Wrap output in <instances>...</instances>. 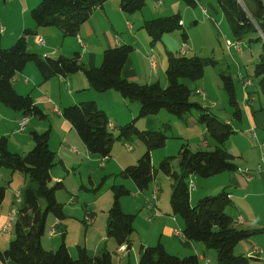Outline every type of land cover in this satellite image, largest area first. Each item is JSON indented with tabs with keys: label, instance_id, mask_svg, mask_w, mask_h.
<instances>
[{
	"label": "crops",
	"instance_id": "1",
	"mask_svg": "<svg viewBox=\"0 0 264 264\" xmlns=\"http://www.w3.org/2000/svg\"><path fill=\"white\" fill-rule=\"evenodd\" d=\"M195 1L196 4L191 6L193 10H189V6L183 0H151V2H147V5L141 11L127 14L122 11L120 0H107L102 6L97 7L93 11L90 18L81 25L76 36L64 35L58 27L37 26L32 17L29 16L31 8L36 6L37 2H21L22 4L28 5L24 9V12L22 11L24 13L23 16L19 17L11 10L8 17L0 14V46L8 47L15 42L25 28H31L36 33L28 38L29 51L41 56L54 58L60 55L72 56L74 53L79 52L81 60L86 65L100 66L103 62L104 51L107 48L130 44L134 49L122 69L123 77L139 83H152L156 81L162 83V80L166 81L164 75L166 71L164 70L168 63V55L179 52L178 44L180 39L175 33H166L164 35V42H160V44L158 42L152 43L151 37L146 29H144L143 24L146 20L159 16L177 12L181 15V6L185 5L184 16L182 15V24L184 27L188 22L189 16L190 18H194L193 22L189 24L191 27H198L201 22L208 23L213 31L220 30L224 36L228 37H226L222 44L224 49L229 50L233 58H235V55H239L240 58L245 57L241 48L240 50L235 46L228 48L226 44V40L232 37L229 36L230 29L225 24L226 18L222 8L218 2H215L217 0H205V5L200 0ZM200 7L201 9H199ZM202 15L204 21H202ZM2 26L5 27L4 31L1 30ZM185 30L188 34L187 41H183L187 43L186 55H199L197 52L200 50H205V48L209 49V46H213L212 48H214L216 40L214 38V41H209L208 36L211 35L209 32L206 33L208 37L206 43L199 45L196 38L188 33V29ZM213 33L215 35V32ZM37 37H41L44 43H39ZM79 37L84 40V46L81 45ZM252 37L254 38L256 36L252 35ZM250 41L260 45L262 44V48L252 51V58L248 59L250 62L253 60L257 61L260 53L264 50V39L262 37V41ZM199 42H204V40ZM230 42L234 43L233 41ZM190 51L195 52V54L190 55ZM151 53L156 55L155 69L152 68L149 61L148 56ZM161 69L162 74L160 72ZM238 74L235 79H239V86H236L238 84L237 82L235 86L236 90L239 87L236 98L241 109L240 119L234 118L233 108L230 104V107H226L225 109V117H221L215 113L221 120L230 123L234 129V133L230 136L226 147L230 153L235 155L238 169L236 171H225L212 175L209 178L207 177L209 180H198L201 188L204 186L207 188L201 191L199 186L196 185L195 197L198 200L203 196L216 194L224 188L228 190L234 202V207L232 208L234 218L237 219L238 216H242L243 221L238 224L239 227L243 226L242 228L262 230L253 234L255 237L251 238L252 243L248 248L244 249L237 244L234 251L236 254L254 256L261 263L264 261V170L258 169L261 160L258 144L264 141V98L261 96V90L257 91V89H253L254 81L250 75L242 73L241 65L238 66ZM247 81H249V84H246ZM13 82L16 91L22 95H30L35 104L47 114V118L40 119L36 116H25L22 111L15 110L0 102V138L2 136L7 137L8 146L11 151L26 154L33 147L31 131L37 130L42 132L50 129V147L56 152L58 160L57 164L51 170L52 182L63 181L64 188L69 193V198L63 199L60 196V192H57V198L64 204V211L69 212L70 215H74L75 221H72V224L74 223L78 228L84 230L83 237L77 239L75 243L70 242V223L67 221L64 224L67 216L63 221H59L53 217L50 220V227L54 224L58 227L55 229L57 233L60 232L61 239H52L49 242L42 238V245L45 249L59 247L64 242L73 257H77V247L82 245L91 252H98L104 249L111 253L113 252L112 257L115 264H137L139 262L141 246L155 245L160 242L172 254L179 256L195 254L198 256L201 264H217V254L204 243L192 241L186 237L179 238L174 234L175 229H184V222L182 218L175 215L172 211L170 198L173 183H171L170 193L165 194L164 190L158 186L159 172L156 167H154V180L149 184L148 188L142 191L138 189L132 179L120 176V172L126 166L134 164L135 160H138L145 153L147 148L142 141L138 142V149L132 147L131 152H129L130 154L124 155L122 152H114L112 149L111 155L103 161V157L93 154L88 150L72 123L65 119L62 114L63 109L67 106L78 104L82 101H95L101 109L106 111L110 119L111 130H113L118 129L119 126L137 117L140 109L139 104H137L138 102H132L124 98L116 90H108L105 92L94 90L90 87L82 71L67 76L58 75L44 80L34 63H28L14 77ZM184 82L192 89V93L195 90L202 98L200 101L197 98L191 100L205 107H209L214 112L217 106V99L209 90L206 81H198V84H195L197 82L191 80L186 82L185 79ZM198 90L205 91V96H202ZM160 113L161 111L158 115L161 116L162 114ZM195 115L191 114L192 119H197L196 123L200 125V130L205 134V126H201L203 124L198 119V113ZM25 117H27L28 122L22 129L20 127V121ZM165 118L169 120L170 116H166ZM142 119H137L140 128L149 127L151 129L152 126L150 127V124L156 121L157 118L149 116L146 118V122L140 123ZM134 140L135 138L132 141ZM215 143L205 138L200 146L207 149L210 146L215 147ZM167 156L173 155H170L166 151L162 159ZM95 166L102 169L103 184L107 182L110 184L109 188H106L105 193L109 191L113 192L112 186L116 184L124 185L130 190L129 195L132 198L123 196L120 199L123 211L136 215L134 221L135 231L132 235L133 242L130 249L126 245L120 246L113 237L108 236V218L106 217V222L105 220L101 221V214H97L92 209L93 207L90 208L85 203L87 199L84 197H88V192H91L90 188L95 190V187H88L89 185L85 184L82 169H87L88 180L92 185H95L96 179L93 175ZM77 169H79L78 179L76 176L70 179L69 175L71 173L76 175L75 171ZM244 169L252 172L253 177L251 179L247 178L246 173L243 171ZM77 180L80 183L81 189H77L78 183L74 186L71 185V183ZM30 184V178L22 172L5 167L0 169V185H6L7 187L5 198L0 207V249L2 250L8 247L10 240L13 238V234L7 236V233H3V227L11 221L13 214L17 216L19 210L24 207L25 192ZM82 189L87 193L83 198L80 196ZM154 190H157V198L152 200L151 203L154 204L152 208H148L146 201L147 198L151 197ZM98 192L99 190L95 193ZM96 195L98 196V194ZM164 195L168 199L165 198L164 200ZM113 198L114 192L112 199L110 198L108 200L107 207L103 208L105 214L106 211L108 213ZM190 201H192L191 198ZM88 202L91 204L93 200ZM106 208L108 209L106 210ZM86 210L90 211L91 215L94 216L91 217L92 221H88L86 217H89V212L87 213L85 217V221L88 223L87 225L84 224L85 221L80 220L85 215ZM89 229H91V232L96 231L93 234V239L88 236ZM84 237L85 243H83ZM94 240H97V243L90 245ZM137 242L140 244L139 248L135 247L136 244L139 245ZM238 247L240 248L238 249ZM114 254L120 256L118 262H116ZM206 259H209L207 263L205 261ZM0 264L16 263L0 260Z\"/></svg>",
	"mask_w": 264,
	"mask_h": 264
},
{
	"label": "trees",
	"instance_id": "2",
	"mask_svg": "<svg viewBox=\"0 0 264 264\" xmlns=\"http://www.w3.org/2000/svg\"><path fill=\"white\" fill-rule=\"evenodd\" d=\"M107 0H42L31 10V17L37 26L58 27L64 35L76 36L80 27ZM194 6L195 0H184ZM225 18L229 21L237 41L246 38L260 40L264 34L263 0H217ZM147 0H120L124 13L132 14L141 11ZM144 29L151 37L152 43L162 40L166 33L181 30L183 41L188 34L182 24L179 12L146 20ZM34 29L25 28L15 42L7 48L0 47V102L22 111L25 116L47 118V114L35 104L30 95L19 94L14 86V77L28 63H34L44 80L54 76L82 71L90 87L99 92L118 91L124 98L138 102L140 109L137 117L118 127L115 135L110 127L106 111L95 101H82L63 109V117L70 121L88 150L106 158L111 155L114 142L132 141L135 137L146 145L145 153L135 164L126 166L120 176L132 179L138 189L145 190L154 180L155 170L151 152L163 148L168 136L163 130L151 131L139 129L137 119L158 114L163 109L183 117L195 109L199 121L205 125L207 134L216 142L215 149L199 148L192 151L186 144L181 146L178 156H167L160 161V170L173 180L170 203L175 215L184 222L183 232L186 238L204 243L208 248L217 251V264H264L254 256L235 254V246L242 240L249 239L261 229L239 227L237 219L230 210L234 202L225 188L214 195L200 198L195 205L191 204L189 181L193 175L210 177L225 171H236V157L230 153L226 144L234 129L230 123L221 120L209 107L191 100L192 89L184 82L201 80L207 65H217L213 57L173 53L168 55L166 70L167 86L159 81L139 83L122 75L133 46L122 44L107 48L100 66H88L79 52L72 56L60 55L56 58L41 56L29 51L28 38L34 35ZM255 35L256 37H252ZM254 75L258 79L264 97V50L254 65ZM224 87L233 108L234 118L240 119L234 79L221 74ZM264 109V104H263ZM168 126V124H166ZM113 129V128H112ZM33 147L26 154L9 149L8 139L0 138V169L9 168L28 176L31 184L25 192V205L19 210L13 223V238L6 249H0L1 261H13L16 264H115L112 253L106 249L91 252L85 246L77 247V257H73L63 242L53 250L45 249L42 238L46 232L50 215L59 221L66 217L64 204L57 198V192L65 187L63 181L52 182L51 170L57 164L56 152L50 147V129L31 131ZM179 159V170L174 171L172 161ZM103 182L95 188L100 190ZM114 198L108 211L107 234L117 243L132 247V235L135 231V214L123 211L120 199L129 195L130 190L124 185H113ZM7 187L0 185V207L5 198ZM153 199L151 198V201ZM60 225V224H58ZM64 231L62 230V233ZM64 234V233H63ZM138 264H201L195 254L179 256L168 252L162 243L141 246Z\"/></svg>",
	"mask_w": 264,
	"mask_h": 264
},
{
	"label": "rangeland",
	"instance_id": "3",
	"mask_svg": "<svg viewBox=\"0 0 264 264\" xmlns=\"http://www.w3.org/2000/svg\"><path fill=\"white\" fill-rule=\"evenodd\" d=\"M41 1L42 0H0V14H2L3 16H7L8 17L9 16L8 14H9V12L11 10V11L15 12L20 17V16H23V14H24V13H22V11L24 12V9L28 6L26 4H22L21 2H37L36 5H38V3L41 2ZM200 1L204 2V5H205V0H200ZM147 2H151V0H148ZM183 2L185 3L184 0H183ZM215 2H217V1H215ZM188 6L190 8L189 10H193V7H191L190 5H188ZM199 9H201V7ZM31 10H32V8H31ZM31 10L29 12V16H31ZM180 11L182 13L181 16L182 15L184 16L185 5L181 6V10ZM13 17H15V16H13ZM193 20H194V18H190V16H189L188 22H187V24L185 25L184 28L188 29V33L192 34L196 38V40H197L199 45H201V43H206V40L208 39V37H209V41H214V38L216 40V44H215L214 48H212L213 46H209L210 47L209 49L205 48V50H200V51L197 50V51H199V52H197L199 54V56L213 57L218 62L217 65H215V66L207 65L205 67L204 76H203V78L201 80H199V82H203V80L206 81L209 90L211 91L213 96L217 99L216 100L217 106L214 109V113L219 114L221 117H225L226 116V110L225 109H226V107L228 108L230 106H229V96H228V93H227V91H226V89L224 87V84H223V81H222V78H221V74H226V75L232 76L233 79H234V84H236V82H237L238 84H236V86L237 85L239 86V79H235V77H237L239 75L238 74V66L241 65L242 66V73L245 74V75H250L251 78L253 79V81H254L253 89H257V91H259L260 90L259 89V82L257 81L258 79L254 75V64H255L256 60H253L252 62H250V60H248V59L252 58L251 57V52L252 51H256V49H261L262 48V44L260 45L258 43L252 42V41L249 40V38H246L243 41H237V40L235 41L236 38H235L234 33L232 31L231 25H230L229 21L227 19H225V24L230 29L229 30L230 31V35L229 36L232 37V38H229V41H233L234 42V43H232V46H235V44L237 42H239L240 48L242 49V52L245 54V57H243V58H240L239 55H235V58H233L231 53L229 52V50L228 49L227 50L224 49V46L222 44V42L225 41L227 36H224L220 30L213 31L212 27L208 23L206 24V23H202L201 22L198 27L189 26V24L191 22H193ZM202 21H204L203 15H202ZM207 32H209L211 34L208 37L206 35ZM213 32H215V35H214ZM174 33L177 34L178 38L180 39L179 40L180 42H179L178 46H179V49H181V46H182V43H183V39H182V36H181L182 31L177 29V30L169 32V34H174ZM203 40H204V42H199V41H203ZM160 42H164V37L162 38V40L158 41L159 44H160ZM169 43H170V41H169ZM12 44H10V45L8 44L9 45L8 47H10ZM208 45H212V44H208ZM0 47H2V46H0ZM2 48H7V47L5 46V47H2ZM178 53H180V50H179ZM189 53H190V55L195 54V52H192V51H190ZM167 66H168V63L166 65V68H165L164 71L167 70ZM160 72L162 74V69L160 70ZM164 75H165L166 81L162 80L161 85L163 87H166L168 81H167L166 74H164ZM164 75H163V77H164ZM187 81H189V80L186 79V82ZM195 84H198V81ZM236 86H235V90H236ZM237 92H239V87L236 90V95H237ZM261 96H263L262 93H261ZM195 98H197L198 101L202 100L201 96L199 94H197L196 91L194 90L193 93H192L191 99L194 100ZM137 104H139V103H137ZM139 106H140V104H139ZM196 113H197V111L195 109H193L190 113H187L183 117H178V116H175V115L169 113L167 110L163 109L161 111V113H160V114H162L161 116L158 115V114L151 115V117H153V118L156 117L157 118L156 121H153L150 124V127L152 126L151 129L149 127H143V129L151 130V131L163 130V131L166 132V135L168 136V139L166 141V145L163 148L154 149L151 152L152 164H153L154 167H156L158 169V172H159V174H158V186L164 190L165 194H168V192L170 193L171 183H173V180L170 179L169 176H167L166 174H164L160 170V161H161L164 153L167 151V153H169L170 155H173V156L176 157V156H178V154L180 152V149H181V146L183 144H186L192 151H196L199 148H203L200 145H201V143L203 142V140L205 138H207L208 140H211L212 142H215L213 139H211L209 137V135L207 134V130H206L205 134L203 133L202 130H200V127H199L200 125H198V123H196L197 119H192L191 114H194V116H196L195 115ZM166 116H170V119L168 120L167 118H165ZM147 117H149V116H147ZM147 117H142L144 119L140 118V119H142L140 121V123L141 122H146L147 121V119H146ZM194 118H197V117H194ZM131 120H133V119H131ZM166 124H168V126H166ZM137 126L139 127V129H141L140 126L138 125V123H137ZM201 126H205V125L203 124ZM143 129H141V130H143ZM112 132L115 135H118V133H119L118 129H113ZM135 140L134 141H129V142H127V144L132 145V147L134 149H138V144H139L138 142H141V141H140V139H138L136 137H135ZM207 149L208 150H213V149H215V147L210 146V148H207ZM113 151L114 152H122L124 155L130 154L129 152H131L130 150H128V148L126 146V143H124L121 140H116L114 142ZM136 162H137V160H135L134 164ZM172 168L174 169V171H178L179 170V159L178 158H174L173 159ZM78 171H79V169H77L75 171L76 175L71 173L69 175V178L73 179L74 176H76V178L78 179ZM82 171H83V175H84V179H85V184L89 185L88 187L97 188L100 185V183L102 182L103 173H102V169L101 168H97V166L94 167L93 175H94V178L96 179V184L95 185H92V183L89 182L88 176H87L88 175L87 174V169L84 168V169H82ZM167 178H169V179H167ZM208 178L207 177H200V176H197V175H193L191 177V180H193L195 182V184L197 186H199L201 191H204L207 187L204 186L203 188H201V186L199 185L198 180L205 181V180H209ZM120 179H122V178H120ZM77 183H78L77 189H81V186H80V183L78 182V180L74 181L73 183H71V185L74 186ZM109 185H110L109 182H107L106 184H103L102 188H100L98 193H95L97 191L96 190H92V188H90L91 192L90 193L88 192V197H84L87 194L84 189H82L80 191L81 198L84 197V198L87 199V200H85V203H87L90 208L93 207L92 209H94L97 214H99V215L101 214V221L105 220V222L107 221L108 213L106 211V214H107L106 215L103 212V208L107 207L108 200L110 198L112 199V197H113V192L109 191V192L105 193L106 192L105 190H107L106 188H109ZM110 190H112V189L110 188ZM58 192H60V196L63 199H67V197L69 198V196H68L69 193H68V191L65 190V188L59 190ZM96 194H98V196ZM195 195H196L195 189L191 190V199H192L191 204H193V205H195L197 203V201L199 200V199L196 200ZM212 195H214V194H212ZM126 197L127 198H132L130 195H128V196L126 195ZM165 198L168 199V197L166 195L163 196L164 200H165ZM92 200H93V202L90 204L88 201H92ZM107 209L108 208H106V210ZM87 210H89V209H87ZM87 210L85 212V215L80 218V220L83 221V222L85 221V217H86V215L88 213ZM230 213L233 214V210L232 209L230 210ZM104 215H105V218H104ZM66 216L67 217L64 220V224H66L67 221H69V223H70L69 241L75 243V241L77 239H79L80 237H83L84 230L78 228V226L76 224H74V223L72 224V221H75L74 215H70L69 212H66ZM51 218H53L52 215H50L49 218H48L47 229H46V232H45V234L43 236V239L46 240V241H49V242L52 239H55V240L56 239H61L60 232L57 233V234H53V235L50 234V231H51V229H50L51 228L50 227V220H51ZM84 224L87 225L88 223L85 221ZM239 224H240V222H239ZM141 231L144 232L143 230H141ZM3 233H7V236L13 234L12 231H7V232H3ZM95 233H96V231H92L91 232V229H89L88 236L91 239H93V234H95ZM252 237H255V236L252 235L249 239H245V240L240 241L238 243L239 244L238 246L243 247L244 249L248 248V246L252 243L251 242V238ZM83 239H84L83 243H85V237ZM95 243H97V240L92 241V244H90V245H95ZM115 246H116V244H115ZM57 247L51 248V249L55 250V249H57ZM90 247H92V246H90ZM135 247L139 248L140 244L139 245L136 244ZM240 247H238V249ZM51 249H49V250H51ZM94 249H97V248H94ZM211 250H213V252L217 254V251L215 249L211 248ZM94 251H96V250H94ZM112 254H113V252H112ZM114 258H115L116 262H118L120 256H117V255L114 254Z\"/></svg>",
	"mask_w": 264,
	"mask_h": 264
},
{
	"label": "built area",
	"instance_id": "4",
	"mask_svg": "<svg viewBox=\"0 0 264 264\" xmlns=\"http://www.w3.org/2000/svg\"><path fill=\"white\" fill-rule=\"evenodd\" d=\"M1 30L4 31L5 30V27H2ZM37 41L39 43H44V40L41 37H37ZM80 43L81 44H85L84 40L82 42H80ZM226 44H227L228 48L233 47L232 46V43L229 40L226 41ZM235 47L240 50V46H235ZM186 51H187V43L186 42H183L182 43V46H181V54H185ZM148 57H149V61H150V64H151L152 68L155 69L156 68V58H154V53H151ZM246 84H249V81H247ZM198 91H199V93L201 95L205 96V91H203V90H198ZM22 125H23V120L20 121V127ZM126 146H127L128 150H131L132 149V145L126 143ZM258 147H259L260 154H261V160H260V164L258 166V169L259 170H264V141L259 142ZM104 160H105V158L103 159V161ZM243 171L246 173L248 179H251L253 177V174H252V172H250V170L244 169ZM194 189H196V184L192 180V189H190V191L191 190H194ZM146 202H147V207L148 208H152V206L154 205V204L151 203V197L150 198H147V201ZM88 212H89V218L90 217H94L93 215H91V212L90 211H88ZM240 216L237 217V224H239V218H240ZM16 217L17 216L15 214H13V216L11 218V221L9 223H7V224L4 225V227H3V231L4 232L10 231L12 229L13 223L15 222ZM54 228H58V227L55 224L53 226H51V231H50V234L51 235L54 232ZM174 234L177 237H179V238L186 237L185 234H184V232H183V230H181L179 228H177V229L174 230ZM205 261L207 263L209 261V259H206Z\"/></svg>",
	"mask_w": 264,
	"mask_h": 264
},
{
	"label": "bare ground",
	"instance_id": "5",
	"mask_svg": "<svg viewBox=\"0 0 264 264\" xmlns=\"http://www.w3.org/2000/svg\"><path fill=\"white\" fill-rule=\"evenodd\" d=\"M3 27V26H2ZM79 41L80 42H82L83 40H82V38H80L79 37ZM82 46H84L85 44H81ZM235 46H240V44H239V42H237L236 44H235ZM180 53H181V49H180ZM154 58H156V55L154 54ZM27 122H28V119H27V117H25L24 119H23V125L21 126V128L23 129L25 126H26V124H27ZM111 126H112V124H111ZM189 188L190 189H192V180L189 182ZM151 198L152 199H156L157 198V190H154L153 191V193H152V195H151ZM152 202V201H151ZM86 219L88 220V221H92V218L90 217H86ZM237 221V220H236ZM243 220H242V216H240V218H239V222H242ZM55 233H57V230L54 228V232L52 233V234H55Z\"/></svg>",
	"mask_w": 264,
	"mask_h": 264
},
{
	"label": "water",
	"instance_id": "6",
	"mask_svg": "<svg viewBox=\"0 0 264 264\" xmlns=\"http://www.w3.org/2000/svg\"><path fill=\"white\" fill-rule=\"evenodd\" d=\"M257 27H258V29H259V32H260L261 36H262V37H263V39H264V34H263V32L261 31V29H260L259 25H257Z\"/></svg>",
	"mask_w": 264,
	"mask_h": 264
}]
</instances>
